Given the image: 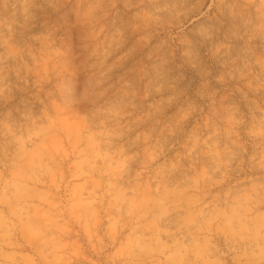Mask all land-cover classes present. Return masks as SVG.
<instances>
[{"label":"rangeland","instance_id":"rangeland-1","mask_svg":"<svg viewBox=\"0 0 264 264\" xmlns=\"http://www.w3.org/2000/svg\"><path fill=\"white\" fill-rule=\"evenodd\" d=\"M0 264H264V0H0Z\"/></svg>","mask_w":264,"mask_h":264}]
</instances>
